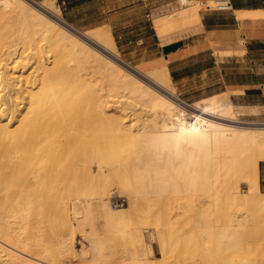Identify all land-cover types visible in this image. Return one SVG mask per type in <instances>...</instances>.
Masks as SVG:
<instances>
[{
  "label": "bare ground",
  "instance_id": "6f19581e",
  "mask_svg": "<svg viewBox=\"0 0 264 264\" xmlns=\"http://www.w3.org/2000/svg\"><path fill=\"white\" fill-rule=\"evenodd\" d=\"M27 1L0 0V118L17 123L13 145L0 144V264H156L147 259L156 247L163 261L182 251L171 264H264V231L245 235L250 214L220 206L231 197L264 209V128L219 122L238 124L213 115L225 96L190 107L196 119L185 122L166 64L128 71L103 27L73 33L59 8ZM173 15L155 19L160 36L200 21L194 5ZM70 116L81 125L74 147L62 139ZM219 142L235 149L201 164ZM111 197L127 208L114 213ZM140 208L141 225L124 218ZM77 233L88 244L79 251Z\"/></svg>",
  "mask_w": 264,
  "mask_h": 264
},
{
  "label": "rangeland",
  "instance_id": "374dc122",
  "mask_svg": "<svg viewBox=\"0 0 264 264\" xmlns=\"http://www.w3.org/2000/svg\"><path fill=\"white\" fill-rule=\"evenodd\" d=\"M27 1V0H26ZM130 0H69V3L66 0H29L30 4H39V5H44V6H53L57 7L60 10V19L65 23L66 25L62 24L64 27H66L68 30L71 32L75 33L72 29H75L79 31L80 33H85L88 30L97 28V27H103L107 32L112 35V39L115 42V45L117 47V54L123 63L128 66L126 67L125 65L120 64L123 68H125L128 71H131L130 68H134L137 70H140L142 72L147 73L148 71L154 70L156 71L159 67H161L163 64H166L171 79H172V85L174 88L173 96H171V99L174 100V102L181 108L186 109L184 111V117L186 118L185 122H192L193 119H196L195 113L196 111L192 110L190 107H197L199 104H202V102H205L206 98H209L211 96H215L221 91L225 90L224 87H221V79L219 78L218 73H213V74H199L200 71L203 69H206L209 67V63L207 58H197L195 60H192L190 62H186L185 65H176L173 67V69H170V64L167 63V61L164 58L165 53H162L160 48L163 46H166L172 42H182L184 38H187L190 34L197 32L196 31H190L193 29V27L188 28L189 26H193L198 24L199 22H192L184 27H178L177 29H168L166 30L162 36L156 37V30L154 28V21L156 17L159 16H166V15H175L181 12L183 10L184 5L180 0H177L175 4H127V2ZM192 4L196 7L199 15L201 16V13L207 10L204 6L200 4V1H206V5L212 7L214 6V2H211V0H191ZM33 2V3H32ZM54 2V3H52ZM210 2V3H208ZM47 3V5L45 4ZM199 3V5H198ZM199 6V7H198ZM198 7V8H197ZM173 15V16H174ZM179 18V17H178ZM173 19V17H172ZM177 19V18H176ZM190 31V32H189ZM186 42V40H185ZM102 54L104 52L100 51ZM104 55H107L104 53ZM109 57V56H108ZM65 61V60H64ZM175 70V71H174ZM190 70V71H189ZM183 71H185L183 73ZM176 73H182V77H185L184 82H179L176 77H174V74ZM83 89L79 91V95H77V99L81 100L83 97H81L83 94ZM229 95H231V92H227ZM76 93H72L71 95L75 97ZM170 97V95H169ZM81 98V99H80ZM76 101V100H75ZM209 101V100H207ZM78 107V106H77ZM230 109V110H228ZM213 115H216V117H222V115H227L232 117V121H236L237 123H229L227 121H219L218 119H214L217 122H222L226 124H232L236 125L239 127L243 128H264V120L260 118V120H257L255 118L248 117L246 115V111H244L241 108H238L236 106H233L230 104L227 108V106L215 108L212 110ZM197 113V112H196ZM76 118L80 115H73ZM205 118L212 119L208 116L201 115ZM13 117V113H11L10 116H3L0 118V144L1 146L3 145H13L14 142V128L17 127V123L15 121H11L12 124L10 125L9 119ZM71 117V116H70ZM75 117H71L72 119H67L65 118V123L70 124L65 128L70 129L72 127V140L70 139L69 130H67L66 133L65 128L62 131V137L63 139V146H66L67 144L71 145L73 144V147L78 143V135L80 132V129L78 126L79 125L78 121H76V124H72V121H74ZM9 118V119H7ZM69 118V117H68ZM6 119V120H5ZM228 119V118H227ZM70 121V122H67ZM8 122V123H7ZM4 123L9 124L10 126H5L3 125ZM73 126H72V125ZM77 125V127H76ZM15 126V127H14ZM14 127V128H13ZM74 127V128H73ZM79 129V131L75 132L76 136L74 135V131ZM71 130V129H70ZM64 133V134H63ZM69 135V136H65ZM74 135V136H73ZM70 139V140H67ZM67 142H66V141ZM69 141V143H68ZM77 142V143H74ZM72 143V144H71ZM75 144V145H74ZM79 145V144H78ZM77 145V146H78ZM68 146V145H67ZM70 146V147H71ZM76 146V147H77ZM211 151L207 150L205 153L207 154L204 155V157L201 159L200 158V163H208L210 164L211 159L216 157L217 154H220L225 151H233L234 149L231 148L230 146L225 145L223 142H219L217 146H212ZM211 152L215 153L212 155L213 157L210 159ZM209 156V157H208ZM205 159H209V161H205ZM235 178V180H234ZM228 180H232V182L236 181L239 184V188L242 189V191L246 192L247 187L245 182L241 179V177H236L230 175L228 177ZM260 192L264 194V188H260ZM112 210L114 213L117 212L116 214L121 213L123 205L124 209L127 207V200L125 197H111L110 199ZM229 204L231 206H234V208H230L231 210H238L240 213L244 214H250L249 217V224L246 226L247 228L244 231V234L247 236H254L256 233H261L264 231V209H258L250 206H245L243 203L240 201H236L233 198L229 197V199L222 197L220 199V206L225 207L226 204ZM227 208V207H226ZM127 213V214H126ZM132 214V215H131ZM124 218H133L132 220H135L141 225L142 220V213H141V208L135 212V211H126L123 214ZM127 218V219H128ZM102 220V219H101ZM251 226V227H250ZM101 225L99 226V229H101ZM81 234L77 233L75 235L76 239L74 241L75 243V250L77 251L81 250V246H88L87 242H83L80 239ZM92 238L95 237V235L90 236ZM247 238V237H245ZM102 239V238H101ZM119 240V239H118ZM118 240L115 242L114 245L112 246V251H116L119 244H122L121 240ZM129 240V239H128ZM126 241V246L128 251L132 252L131 255L128 253L127 255V263H132V258L134 259V252L136 253L135 247L136 245L132 244L130 241ZM252 240V239H251ZM249 240V242L251 241ZM85 241V240H84ZM248 243V240L245 239L244 242ZM80 242L82 243L80 245ZM110 241L109 243H114ZM78 243V244H77ZM85 243V244H84ZM117 244V245H116ZM114 246V247H113ZM156 245L153 244V247ZM152 247V248H153ZM116 248V249H115ZM157 248V247H156ZM153 248V254L152 252H149L147 254V259L151 260L152 262L154 261L156 264L164 262L165 264H171L174 263V256L177 258H181L182 256V251L177 250L174 251L172 249V253L176 254L173 257L167 256L166 260L163 261L162 257L158 254L157 249ZM88 249V248H87ZM130 249V250H129ZM112 251L106 250V255L109 257L110 254H113ZM113 251V252H114ZM152 251V250H151ZM111 252V253H110ZM87 255L89 253L87 252ZM155 255V256H154ZM131 256V257H130ZM136 257V255H135ZM151 258V259H150ZM70 259V260H69ZM66 259L62 264H78L77 260L73 258ZM135 260V259H134ZM133 260V261H134ZM67 261V262H66ZM75 261V262H73ZM150 261V262H151ZM71 262V263H70ZM153 262V263H154ZM158 262V263H157Z\"/></svg>",
  "mask_w": 264,
  "mask_h": 264
},
{
  "label": "crops",
  "instance_id": "0c3cea01",
  "mask_svg": "<svg viewBox=\"0 0 264 264\" xmlns=\"http://www.w3.org/2000/svg\"><path fill=\"white\" fill-rule=\"evenodd\" d=\"M66 1L69 3V0ZM180 1L184 5L183 9L193 6L191 0ZM222 1H229L231 10H205L201 13L199 23L188 27H193L190 31L199 29L197 32L190 34L182 42H172L160 50L165 53L164 58L170 64V69L197 58L209 59V67L199 74L218 73L221 87L225 90L204 100L229 97L233 108L236 106L243 109L248 117L264 120V0ZM176 2L177 0H130L127 4ZM244 12H253L256 16L239 18V13ZM159 36L156 31V37ZM174 77L181 83L185 81L182 73H176ZM227 92H231V95ZM230 104L225 106L228 108ZM259 182L260 188H264V161L259 164Z\"/></svg>",
  "mask_w": 264,
  "mask_h": 264
},
{
  "label": "built area",
  "instance_id": "2783aa9c",
  "mask_svg": "<svg viewBox=\"0 0 264 264\" xmlns=\"http://www.w3.org/2000/svg\"><path fill=\"white\" fill-rule=\"evenodd\" d=\"M204 2L206 1H200V4L203 6ZM211 2H214V6L207 8V10L228 11L232 8L229 1L212 0Z\"/></svg>",
  "mask_w": 264,
  "mask_h": 264
}]
</instances>
